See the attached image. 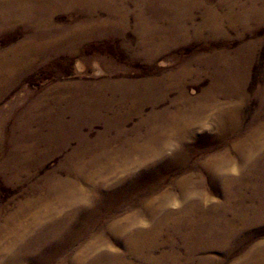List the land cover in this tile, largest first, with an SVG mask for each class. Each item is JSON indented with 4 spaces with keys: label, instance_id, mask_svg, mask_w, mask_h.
<instances>
[{
    "label": "rangeland",
    "instance_id": "obj_1",
    "mask_svg": "<svg viewBox=\"0 0 264 264\" xmlns=\"http://www.w3.org/2000/svg\"><path fill=\"white\" fill-rule=\"evenodd\" d=\"M134 1L115 0L114 3L126 9L127 18L143 11L145 18L154 19L160 28L157 33V42L161 46L158 58L152 61L142 58L140 50L134 48L139 35L135 28L128 27L118 36H88L77 40L80 54L65 65L61 62L51 65L52 61L46 60L30 66L28 71L19 74L13 88L0 99V161L8 157L10 145L6 134L9 126L15 124L20 115L32 118L37 114V111L26 108L40 101L39 97L56 84L64 83L70 87L78 81H87L91 82L87 83L90 88L107 82L110 86L124 88L127 96L128 90L135 91L131 93L134 100L144 102L150 95L146 92L151 87L149 77L178 73L187 70L188 64H191L192 72L189 76H182L184 81L180 89L172 90L155 110L145 108L140 115H132L122 128L104 129L97 122L91 129L75 130L76 138L88 136L92 138L90 143L79 145L72 139L65 150L41 157L38 172L28 178L23 176L24 179L17 183L7 182L0 175V222L27 199L44 197L52 178L66 179L73 193L81 197L80 206L58 210L56 205L52 213L44 214L41 213L48 208L46 205L41 207L42 210L35 208L38 215L41 214V221L29 229L30 238L22 241L34 243L33 238L49 230L45 224L56 220L57 213L70 217V230L59 237V241L69 246L56 254L49 264H68L74 259L81 260L82 264H196L198 261L233 264L249 246L257 244L264 248V192L258 191L260 185L264 187V176H261L264 175V144H261L264 143V0H237L238 3L236 0H143L144 7ZM178 3L185 4L184 10H195L194 26L200 25L203 17L201 8H196L198 4L207 5L214 11L218 9L214 13L221 20L219 29L199 27L194 32L189 29L187 33L177 34L169 20L174 16L173 4ZM228 5L230 10L225 7ZM12 8H16L15 3L0 0V20L10 17ZM53 13L54 22L68 28L86 25L90 18L108 19L102 10L89 17L84 11H75L69 6ZM51 15L52 12L47 16ZM244 16L248 19L245 20ZM229 20L234 22L230 24ZM7 29L0 30V51L9 45L8 35L17 42L22 37L20 33H24L13 27ZM225 52H230L231 57ZM219 54H225L226 60L238 57L241 63L245 61V65H238H241L238 68L243 69L240 73H244V77L236 78L235 83H238L234 88L231 81L215 76L216 72L220 75L218 70L231 68L221 63L216 67L188 63L193 57L202 56L203 59ZM76 59L80 61L79 65ZM196 71L197 75L194 74ZM122 72L127 77L123 80L129 82L121 81ZM223 104L226 105L220 107L229 112L228 116L215 112ZM38 119L34 116L31 130L36 129ZM19 131L17 127L14 141L20 139ZM177 155L181 160L174 163L173 158ZM62 161L65 169L57 167ZM50 169L54 173H50ZM230 188L229 194L227 190ZM226 196H229L227 200ZM173 202L179 206L173 207ZM171 213L177 215L176 224L164 221ZM216 220L222 227L241 228L237 239L227 242L224 248L210 242L209 247L189 254L186 247L194 244L195 235L205 238L203 232L212 224L217 225ZM22 223L26 225L28 220L24 218ZM180 229L189 230L188 238L183 237ZM132 234L139 237L131 240L138 245L134 247L135 253L129 254L123 245ZM11 240L7 238L2 244ZM96 243L103 245V249L95 252L83 250ZM147 243L154 247L140 248V244ZM48 251L41 247L34 255L43 258ZM14 263L11 258L0 261V264ZM27 264L36 263L30 260Z\"/></svg>",
    "mask_w": 264,
    "mask_h": 264
},
{
    "label": "bare ground",
    "instance_id": "obj_2",
    "mask_svg": "<svg viewBox=\"0 0 264 264\" xmlns=\"http://www.w3.org/2000/svg\"><path fill=\"white\" fill-rule=\"evenodd\" d=\"M135 1H136V4L142 7L145 6L144 5L145 3H141V1L143 0H135ZM7 2L15 3L16 8L11 9V14L9 15L10 17H7L8 16L7 15L6 16L7 18L0 20V30H3V29L5 30L7 28L13 27V28H16V30L23 31L24 33H20L22 37L17 42H13L11 40L12 38H8L10 37L8 35L7 42L8 43L10 42V43L8 46L3 48L2 51H0V99L3 96H5L11 88H13V86L17 82V79L19 78V74L21 73L22 75L23 73L28 71L29 70L28 68L34 64H37L38 61L39 62H44L46 60L52 61L51 65L52 64L56 65L58 62H61V63H64L65 65V63L69 62L72 57H74L77 54H80L79 48L81 47H77V42H78L77 40H81L82 38L85 39L88 36H91V37H102L104 35H115V36L117 35L118 36L123 32V30L127 29L128 27H131V28H135L136 33H138L139 35L138 40L134 41L135 42L134 48H137V50H140V54L143 59L152 61L161 52V46L159 42H157V38L159 37L157 33H160V28L156 25L155 21H153L154 19L151 20L147 18V16L145 18L143 15L144 14L143 11L141 14L134 13V16L132 18L131 17L127 18L124 12V10L126 9L119 7L116 3H114L115 0H7ZM173 5L175 6L171 10H173L172 13H174V16L171 17V20H169V23L171 24L172 28L176 30L177 34L187 33L190 30H193L194 32V30H198L199 27L219 29L221 20H219L218 18L219 15L217 16V14L214 13L218 9L214 11V9L208 7L207 5L205 6L203 4L202 5L198 4L199 6L197 5L198 7L196 8H201L202 10L201 14L203 17L201 18L202 20H201L200 25L194 26L192 23L193 21L192 18H193V13L195 10L194 11L184 10V7H183V5L185 6L184 3H178V4H173ZM68 6L74 8L75 11H79V12L84 11L86 13V16H89V17H93L98 10H102L107 14L108 19L90 18V19H87L89 23H87L86 25H81L79 27H74V28H71V27L68 28L67 25H66L67 27L63 25H57L53 20L54 19L53 12H55V10H57L58 8L64 9L65 7H68ZM225 7L229 8L230 6L228 5ZM50 12H52V15L47 16ZM234 12L236 11L234 10ZM228 13H231V12L228 11ZM246 18L247 17H245V20L248 19ZM234 21L229 20V23L230 22L233 23ZM68 31L70 33H66ZM215 34H217V32ZM244 51L245 50L243 49L242 52ZM229 53L228 54L226 53V55L231 57L230 56L231 54L229 55ZM225 57H226L225 54L224 55H220V54L214 55L213 57L208 56L209 59L206 57H203L202 59V56L201 57L197 56L195 58L193 57L191 60H188V63L190 62H194L195 64L200 63V64H203V67H205L206 65L212 66V64L214 65V67H216L215 65L217 63H221V65L223 64L225 67L231 68L228 71L226 70L227 72L224 70L220 71L217 69L220 75H218V73L215 70L214 71L217 74L215 75L217 76V78H222L226 82L231 81L230 83L231 86L234 83L233 84V88H234L237 86V83H238V82L235 83L236 81H238L236 78L241 79L244 77V73H240V71L243 69H239L238 67H240L241 65L240 66L238 65L239 64L245 65L244 64L245 61L241 63L240 58L238 57H235V59H230L228 57V60H226ZM79 62L80 61L77 60V64ZM190 65L189 64L187 65L188 66L187 70H183L178 73L177 72H174L173 74L165 73V74H161V76L159 77H156V76L149 77L148 81H151L150 83L151 87L147 89L146 92L147 93L149 92L150 95L147 96L146 101L144 99V102L141 100L140 101L134 100V96H132L131 93H134L135 91L132 92L128 90V96H127L125 95L127 91L125 92L124 88L121 89L118 87H114V84L110 86L111 84L107 82H101L94 86L91 85L90 88L87 87V86H90L87 83H91V82H87V81L85 82L75 81L76 83H73V85L70 87L66 86V84L64 83L56 84L54 87H52L51 89H49L47 92H45L43 95L39 97L40 101H37L36 104L31 103L26 108V109L37 111V114H34L35 119L40 118L35 122V125H36L35 130L33 129L31 130L30 128L32 126L31 122L34 119V116L31 118V117L26 116V114L20 115L17 119V122L9 126V129H7V134H6L7 139L6 140H7V143H9L10 148L9 149L7 148L8 157L6 158V160L2 159L0 161V166H1L0 175H3V178L5 177V180L7 182H10L12 184L17 183L21 180V178H23V176L28 178L30 174L32 176L38 172L37 169L40 168L41 166V163H40L41 157L50 156V155H53L55 153L65 150L72 139H74V141L79 145H84V144L86 145L90 143L92 138L89 139L88 136L87 137L79 136L76 138L73 134L75 130L80 131V129L82 128L91 129L93 127V124L97 122H100L102 125V128L104 129H111V128L118 129V128H122L128 122V120L131 119L132 115H137V114L140 115V112L144 110L145 108H149L151 109V111L155 110L156 106L159 103H161V101L165 100L168 94L172 90L180 89L181 84L184 81L182 76H189L190 73L192 72L190 70ZM122 73L123 75L121 76L123 77H121L122 78L121 81L123 83L129 82L128 79L123 80V78H127V77H125L124 72ZM197 73L198 71H196L194 74L197 75ZM105 80L102 79L101 81H105ZM181 92H182V89H181ZM59 105H62V106L58 108ZM225 105L224 104L219 105V107L216 108V110L214 107L213 108L217 114L226 115L229 112L227 113V111H222L223 108L221 109L220 107V106H225ZM70 108H76V109L70 110ZM69 116L70 118L67 120V117ZM171 125L174 126V124H171ZM157 126H159V124ZM17 127H19L20 129L19 131L20 139H18V141H14L13 136L15 135L14 132L17 131ZM187 131L188 130L186 129L185 132ZM261 144H264V143L262 142ZM179 160H181V156L177 155V157L175 156L173 158L174 163H176ZM214 162H215L214 159H212V163ZM57 167L65 169L66 166L62 161L61 163L59 162ZM51 171L52 169H50V173H54V171L52 172ZM81 176L83 177L82 173H81ZM261 176H264V175L261 174ZM52 179H53L52 182L47 184V192L44 195V197H41V198L32 197V198L27 199L20 207H18L19 210L17 209L15 212L10 213L7 217L4 218V221L0 222V261L2 259L11 258L15 262L14 264H27V262H29L30 260H32L33 263L35 262L36 264H49L53 262L54 260L53 258L56 254H58L61 250L69 246L67 243L65 244L64 241H59V237L62 235V233L70 230L69 222H71V220L70 221L68 220L70 217L62 215V213H57L59 215L56 217V220L54 221L51 220L52 221L51 223L48 222L45 224L46 228H49V230L46 233L43 232L39 234L37 237L35 236L36 238H33L34 243L30 242V240L26 243L22 242L26 238L28 239L30 238V235L28 234L29 229L32 228L33 225L38 224L41 221V214L48 213V212L52 213L53 208H55L56 205L58 206V210L63 209V208L77 207L78 205L80 206L79 202H81V197L73 193V188L68 184V181H66V179H60V178H52ZM229 186L231 187V185ZM259 190L264 192L263 185L262 186L260 185L258 187V191ZM230 191H231V188L227 190L229 194H230ZM227 198H229V196H226V200ZM45 205L48 208L46 210H43V213L38 215V211H36L35 208L41 209V207ZM225 205H228V203L225 202ZM25 207H28L29 209H31V212H27L26 211L27 209ZM176 216L174 213L167 215L164 218L165 223H171V224L175 223L176 224L177 223ZM24 218L28 220V223L26 225H23L22 223ZM216 223L217 225L212 224L211 225L212 227H210V229L203 232V234L206 236L205 238L202 237L200 234L195 235L196 240L194 244L186 247L189 254L195 253V251H197L200 248L209 247V245L211 244H208V243L210 242L215 243L217 246L223 247L227 242L237 239L241 228H237V227L234 228V227H229V226L222 227L221 225L218 224L217 220H216ZM116 229L117 228H115V230ZM79 231L80 230H78V232ZM179 231L182 233L183 237L188 236L187 233H189V230L181 231L180 229ZM137 236H140V235H137ZM130 237L131 238H129L123 245V247L129 254L135 253L134 247L135 245H138V244H135L131 240L132 239L135 240L136 238H139V237H133V234ZM141 237H143V239L146 238L145 236H141ZM7 238H11L12 239L11 242L8 241L7 243L2 244V241L7 240ZM207 238L209 240L211 239L212 240L209 242L202 241L203 239L206 240ZM235 244L236 243L232 244V247ZM139 246L142 249L154 247L153 244L150 245L149 243L142 244V245L140 244ZM41 247L42 248L44 247V249L47 248L49 249V251L47 252L45 257L36 258L34 254L37 251H40ZM102 247L103 245L96 243L95 245L91 244V245L85 246L83 250L85 252L86 251L95 252L96 249H103ZM112 256L116 257V255H112ZM108 263H111V260H109ZM68 264H82V261L79 259H74V260L69 261ZM196 264H205V262L198 261ZM233 264H264V248H261L260 245L257 246V244L256 245L253 244L249 246V248H247V250L242 255H240V257H238V259H235Z\"/></svg>",
    "mask_w": 264,
    "mask_h": 264
},
{
    "label": "clouds",
    "instance_id": "obj_3",
    "mask_svg": "<svg viewBox=\"0 0 264 264\" xmlns=\"http://www.w3.org/2000/svg\"><path fill=\"white\" fill-rule=\"evenodd\" d=\"M233 171H235V169H233ZM178 203L177 202H173V207H178Z\"/></svg>",
    "mask_w": 264,
    "mask_h": 264
}]
</instances>
